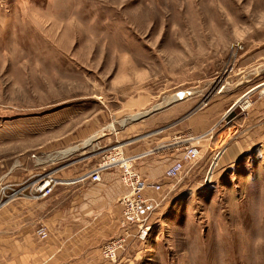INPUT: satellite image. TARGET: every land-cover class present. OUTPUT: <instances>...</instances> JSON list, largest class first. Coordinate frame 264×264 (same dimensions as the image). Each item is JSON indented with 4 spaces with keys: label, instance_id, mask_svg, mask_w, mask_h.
Returning a JSON list of instances; mask_svg holds the SVG:
<instances>
[{
    "label": "rangeland",
    "instance_id": "374dc122",
    "mask_svg": "<svg viewBox=\"0 0 264 264\" xmlns=\"http://www.w3.org/2000/svg\"><path fill=\"white\" fill-rule=\"evenodd\" d=\"M263 69L264 0H0V201L73 146L179 130L199 156L125 264H264Z\"/></svg>",
    "mask_w": 264,
    "mask_h": 264
},
{
    "label": "crops",
    "instance_id": "0c3cea01",
    "mask_svg": "<svg viewBox=\"0 0 264 264\" xmlns=\"http://www.w3.org/2000/svg\"><path fill=\"white\" fill-rule=\"evenodd\" d=\"M186 131L194 134L196 123L188 124ZM168 132L134 140L124 150L123 156L132 159L134 172L144 182L163 185L167 179L165 171L182 156L183 144L179 140L186 134L179 130ZM94 140L90 139L84 145L92 143L93 146ZM73 147L57 158L60 164L54 169V176L58 182L50 195L33 198L27 192L0 201V264L126 263L127 253L135 244L131 243V236L125 249L118 253L117 261L101 257L102 245L121 235L119 201L129 193L121 180V169L104 170L100 172V181L93 182L89 174L100 159L88 148L87 154V151L73 150ZM217 152L213 151V154ZM234 154L231 150L230 155ZM155 192L147 188L145 195L156 199ZM41 227L47 234L44 239L37 235Z\"/></svg>",
    "mask_w": 264,
    "mask_h": 264
},
{
    "label": "built area",
    "instance_id": "2783aa9c",
    "mask_svg": "<svg viewBox=\"0 0 264 264\" xmlns=\"http://www.w3.org/2000/svg\"><path fill=\"white\" fill-rule=\"evenodd\" d=\"M263 81L256 85L252 90H259L264 92V69L262 73ZM251 90V91H252ZM247 95V94H246ZM244 95L243 97H245ZM200 150L197 146L186 145L182 156L176 160L164 173L167 179H175L183 171L186 164L193 163L197 160ZM220 156L218 153L215 158ZM132 159L125 158L123 152L117 149L112 150L108 155L102 157L100 163L89 174L93 182L100 181V172L112 167L121 169V180L129 188V193L121 197L119 204L121 206V220L119 223L121 235L114 239L106 241L101 247V257L104 260L114 262L118 258V253L126 247V241L131 236L135 239H144L149 230L148 226V208L157 205L156 199L149 198L145 195L147 188H152L155 191L160 190V185H150L144 182L141 177L134 172L131 167ZM210 168L207 176L212 173L215 163H210ZM214 165V167H213ZM210 178L208 177V180ZM58 180L52 173H45L38 176V179L32 183V188L29 191V196L33 198L46 197L51 194L53 187ZM13 189L11 185L5 186L1 189L3 195L8 191L6 198H14L24 194V188ZM37 235L44 239L47 234L44 228L37 230Z\"/></svg>",
    "mask_w": 264,
    "mask_h": 264
},
{
    "label": "bare ground",
    "instance_id": "6f19581e",
    "mask_svg": "<svg viewBox=\"0 0 264 264\" xmlns=\"http://www.w3.org/2000/svg\"><path fill=\"white\" fill-rule=\"evenodd\" d=\"M179 101V100H178ZM148 112V111H147ZM136 120V119H135ZM135 120H133V121H135ZM131 120L129 119V118H127V119H124V120H122L120 123H118L121 127H124L125 125H126V123H128V122H130ZM132 122V121H131ZM115 129V125L114 124H111L109 127H108V130H110V131H113ZM32 158H34V157H32ZM42 162H45V161H43V160H37L36 159V162H35V164H39V163H42ZM1 182L2 181H0V184H1Z\"/></svg>",
    "mask_w": 264,
    "mask_h": 264
}]
</instances>
